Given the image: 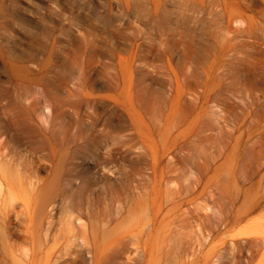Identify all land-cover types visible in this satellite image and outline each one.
Returning <instances> with one entry per match:
<instances>
[{
    "label": "rangeland",
    "instance_id": "obj_1",
    "mask_svg": "<svg viewBox=\"0 0 264 264\" xmlns=\"http://www.w3.org/2000/svg\"><path fill=\"white\" fill-rule=\"evenodd\" d=\"M0 264H264V0H0Z\"/></svg>",
    "mask_w": 264,
    "mask_h": 264
}]
</instances>
